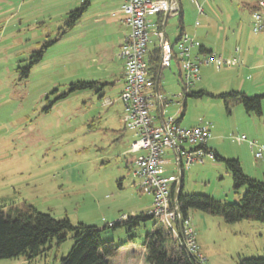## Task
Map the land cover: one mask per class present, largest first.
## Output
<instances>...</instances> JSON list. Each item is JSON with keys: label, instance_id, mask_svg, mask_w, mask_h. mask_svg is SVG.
Here are the masks:
<instances>
[{"label": "rangeland", "instance_id": "obj_1", "mask_svg": "<svg viewBox=\"0 0 264 264\" xmlns=\"http://www.w3.org/2000/svg\"><path fill=\"white\" fill-rule=\"evenodd\" d=\"M123 1L0 0V211L32 206L55 219L67 218L75 227H97L103 241L117 246L128 242V228L107 227L124 216L147 214L153 205V195L142 191L141 179L134 176L135 161L144 152H131L136 138L124 128L119 101L117 80L124 65L119 45L129 34L121 24ZM258 1L183 0L190 36L209 37L220 47L226 41L233 54L240 49L243 59L241 67L202 66L193 92L264 95V34L253 33L251 25V7ZM82 6V16L68 23L70 13ZM179 24V17L170 18L171 44ZM178 72L173 63L163 73L165 97L171 101L166 117L184 113L181 126L187 128L209 124L208 147L225 159H239L248 177L264 181V157L255 159L250 147V141H257L256 150L264 145V103L260 118L241 104L227 107L207 95L188 97L184 106ZM96 81L110 85L102 92L100 86L71 91L73 84ZM110 100L114 104L105 106ZM241 136L248 139L240 141ZM166 159L167 169L175 172L172 154ZM183 190L227 204L239 202L243 194L235 195L225 164L211 159L185 169ZM189 217L205 264L264 258L263 222L228 223L195 209ZM155 223V218L141 222L133 230L134 244L121 247L111 264H147L144 243ZM73 236L68 233L66 242L53 244L31 264H60L74 245ZM0 264L29 263L21 257Z\"/></svg>", "mask_w": 264, "mask_h": 264}, {"label": "built area", "instance_id": "obj_2", "mask_svg": "<svg viewBox=\"0 0 264 264\" xmlns=\"http://www.w3.org/2000/svg\"><path fill=\"white\" fill-rule=\"evenodd\" d=\"M199 14H203L202 6L197 4ZM122 11L124 23L130 33L125 38L119 57L124 61V89L119 96L123 105V122L125 129L136 138L131 152H144L136 161L134 176L141 179L139 187L153 195V205L147 213L157 222L171 230L173 237L181 247L192 255H200V247L196 233L192 228L190 217L183 218L178 205L172 206V189L176 186L179 192L180 178L185 169L196 163H204L205 159L215 160V154L208 149L211 137L210 125L200 124L194 127H182L175 117L158 118L152 111L154 98L148 93L151 86L150 47L153 40L149 29L154 28L160 42V70L170 69L175 61L181 65L184 98L200 80L202 66H214L218 69L237 64V61L226 60L222 56L193 55L199 47L194 38L184 34L175 45L166 37V21L170 16L180 13L177 0H124ZM162 15L157 23L151 19ZM199 22L196 23L198 27ZM252 31L264 34V0H259L251 12ZM158 104L166 109L171 102L166 97L157 94ZM114 103L106 101L105 105ZM163 116V112L161 111ZM240 141L247 140L241 136ZM186 145L190 147L187 148ZM256 142L250 141V147L255 159L264 157L263 148L256 150ZM172 154L175 172L167 169L170 161L166 159ZM126 220L127 217H122Z\"/></svg>", "mask_w": 264, "mask_h": 264}, {"label": "trees", "instance_id": "obj_3", "mask_svg": "<svg viewBox=\"0 0 264 264\" xmlns=\"http://www.w3.org/2000/svg\"><path fill=\"white\" fill-rule=\"evenodd\" d=\"M256 5L257 2L251 7V12ZM84 9L85 7L82 6L81 9L71 12L68 23H73L80 18ZM179 22L181 38L184 35L183 14L180 15ZM198 50L200 55L211 54L202 45H199ZM150 56L151 76L161 85L163 70H160V50L155 49ZM39 58H42L41 53ZM101 85L100 82H79L71 86V91L94 90ZM186 95L195 98L204 95L215 97L224 101L227 107L229 104H241L249 115L257 118L263 116L264 95L248 96L241 91L224 92L218 95L206 91L195 93L191 91ZM214 154L215 160L223 162L228 172L232 174L235 195L243 192L240 201L227 204L208 195L184 193L183 183H181L179 192L176 191V186L172 189V206L178 205L183 218H188L189 211L195 209L213 216H220L228 223L243 220L264 223V181L248 177L243 172L238 159H225L216 152ZM149 219H152L150 215L142 214L135 218L120 219L107 227L128 228V242L117 246L114 242L103 241L97 227L83 224L75 227L67 218L55 219L49 214L37 211L32 206H25L24 209L10 207L6 213L0 211V260L23 257L31 264L43 252L52 248L53 244L59 246L66 242L68 233L73 232L74 245L68 255L62 258L60 264H111L110 260L119 256L121 247L128 246L129 243L134 244L133 230L141 222ZM144 249L147 264H205L202 256L186 252L174 239L171 230L159 222L155 223L153 231L146 236ZM239 264H264V258H247Z\"/></svg>", "mask_w": 264, "mask_h": 264}, {"label": "crops", "instance_id": "obj_4", "mask_svg": "<svg viewBox=\"0 0 264 264\" xmlns=\"http://www.w3.org/2000/svg\"><path fill=\"white\" fill-rule=\"evenodd\" d=\"M178 1V4H179V6H180V13L179 14H177V15H175V16H170V17H168L167 18V23H166V26H165V30H166V37H167V40H168V35H167V26H169V20H170V18H172V17H179L180 18V15L181 14H183V26H184V32H183V34H186V35H188L189 37H192V36H190V34H191V32H189V31H187L186 30V28H185V25H184V21H185V6H184V3H183V0H177ZM123 4H124V1H123V3H122V5H121V10H120V12H122V6H123ZM198 4V3H197ZM197 9H198V7H197ZM120 12H118V13H120ZM161 18H163V16L162 15H160V16H157V17H154V18H152L150 21H151V23H157V22H159L160 21V19ZM123 20H124V16H123ZM121 24L129 31L128 33H130V29H129V27L124 23V22H121ZM200 26V25H199ZM198 26V27H199ZM149 34H150V37H151V39L153 40V46H151V48H150V53H152V52H154V50L155 49H159L160 50V42H159V39L157 38V36H156V34H155V29L154 28H150L149 29ZM129 34H127L124 38H123V40L121 41V44L119 45V47H120V49H121V46H122V44H123V42H124V40H125V38L128 36ZM258 35V34H257ZM180 36H181V31H180V33L178 34V36L176 37V39H175V41H174V43H173V45H175L176 44V42L179 40V38H180ZM192 38H194L195 39V41L196 42H198V44L199 45H202V46H204L205 48H206V50L208 51V52H210L211 54H215V55H218V56H222L223 58H225L226 60H232V61H234V60H236L237 61V64H232V65H230V66H224L225 68H233V67H241V66H243V59L241 60V57L240 56H238V54H239V52H240V49L237 47L236 48V50H235V53L236 54H233L232 52H230L231 50L230 49H228V47H227V45H228V42H224L225 43V45L223 46V47H220V44H217V42H215V41H213L212 39H210L209 37L208 38H206L204 41L201 39V40H198L197 38H195V36H193ZM157 40H158V42H157ZM169 41V40H168ZM170 42V41H169ZM157 43H159V44H157ZM171 43V42H170ZM196 50V51H195ZM195 51V52H194ZM194 51H193V55L194 56H197L198 54H199V50H198V48H196V49H194ZM151 57V56H150ZM121 59V58H120ZM174 63H176V65H177V67L179 68V72H178V75H177V77H179V79H180V82L182 83V85H183V82H182V72H181V65H180V63L178 62V61H175ZM173 66V65H172ZM208 67V66H207ZM172 68V67H171ZM221 69V68H220ZM200 72H201V69H200ZM163 73H164V70H163ZM164 75V74H163ZM164 78V76L162 77V79ZM200 79H201V77H200ZM162 81V80H161ZM96 82H99V81H96ZM199 82V81H198ZM198 82L196 83V84H198ZM102 85L100 86V87H102V88H100V92H102L103 90H104V88H106L108 85H110V82L109 81H105V82H100ZM117 83H118V85L119 86H121V92L123 91V89H124V65H123V69H122V73H121V77H120V79L119 80H117ZM104 84V85H103ZM195 84V85H196ZM112 85H114V83H112ZM244 86V85H243ZM243 86H242V88H243ZM97 88H99V86L97 87ZM182 90H183V87H182ZM201 91H204V90H201ZM238 91H241V92H243L242 90H238ZM198 92H200V91H198ZM207 92V91H206ZM148 93L150 94V96H152L153 98H154V102H155V105H154V108H153V111H152V113H153V115H155L156 117H158V118H161V117H163V118H167L166 117V112H165V109H163V108H161L160 106H159V104H158V100H157V94H159V95H162V96H166V94H167V91L165 90V87L164 86H162V84L161 85H159V83H158V81H155V80H153V78H152V82H151V86H150V88L148 89ZM193 93H195V92H193ZM245 93V92H244ZM205 96V95H204ZM188 97H191V96H189V95H186V96H184V106H186V101H187V98ZM104 105H105V102H104ZM105 106H107V105H105ZM109 106H112V105H109ZM167 108V107H166ZM161 111L163 112V116L161 115ZM181 114V113H180ZM124 116V115H123ZM183 117H184V113H182L181 114V116L179 117V118H177L178 120H179V122H180V124H181V121H182V119H183ZM256 117V116H255ZM124 128H125V125H124ZM126 130V129H125ZM210 131H211V126H210ZM248 139V138H247ZM254 142H256V144H258L257 143V141H254ZM242 143V142H241ZM260 147H262L263 149H264V145H262V146H260ZM209 148V147H208ZM211 151H213V152H216V153H218L216 150H213V149H211V148H209ZM219 154V153H218ZM239 160V159H238ZM172 172H173V170H172ZM170 173H171V171H170ZM181 183H183V188H184V175H183V177H182V179H181V181H180V184H179V186L181 185ZM184 191V190H183Z\"/></svg>", "mask_w": 264, "mask_h": 264}, {"label": "water", "instance_id": "obj_5", "mask_svg": "<svg viewBox=\"0 0 264 264\" xmlns=\"http://www.w3.org/2000/svg\"><path fill=\"white\" fill-rule=\"evenodd\" d=\"M182 178H180V181H181ZM181 189V187L179 188V190Z\"/></svg>", "mask_w": 264, "mask_h": 264}]
</instances>
